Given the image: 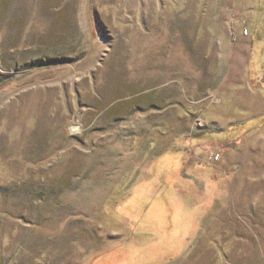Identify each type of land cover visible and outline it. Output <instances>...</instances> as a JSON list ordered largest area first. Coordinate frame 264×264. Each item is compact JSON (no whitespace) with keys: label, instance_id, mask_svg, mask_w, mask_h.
Instances as JSON below:
<instances>
[{"label":"rangeland","instance_id":"374dc122","mask_svg":"<svg viewBox=\"0 0 264 264\" xmlns=\"http://www.w3.org/2000/svg\"><path fill=\"white\" fill-rule=\"evenodd\" d=\"M0 264H264V0H0Z\"/></svg>","mask_w":264,"mask_h":264},{"label":"built area","instance_id":"2783aa9c","mask_svg":"<svg viewBox=\"0 0 264 264\" xmlns=\"http://www.w3.org/2000/svg\"><path fill=\"white\" fill-rule=\"evenodd\" d=\"M244 33H245V34H247V33H248V31L245 29V30H244Z\"/></svg>","mask_w":264,"mask_h":264},{"label":"trees","instance_id":"16d2710c","mask_svg":"<svg viewBox=\"0 0 264 264\" xmlns=\"http://www.w3.org/2000/svg\"><path fill=\"white\" fill-rule=\"evenodd\" d=\"M245 30V29H244ZM247 30V29H246ZM248 31V30H247ZM245 34V33H244ZM246 35V34H245Z\"/></svg>","mask_w":264,"mask_h":264}]
</instances>
